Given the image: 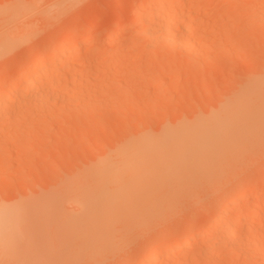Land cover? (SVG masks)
<instances>
[{"label":"rangeland","instance_id":"1","mask_svg":"<svg viewBox=\"0 0 264 264\" xmlns=\"http://www.w3.org/2000/svg\"><path fill=\"white\" fill-rule=\"evenodd\" d=\"M157 1L0 0V84L78 42L0 108V264H264V0Z\"/></svg>","mask_w":264,"mask_h":264},{"label":"bare ground","instance_id":"2","mask_svg":"<svg viewBox=\"0 0 264 264\" xmlns=\"http://www.w3.org/2000/svg\"><path fill=\"white\" fill-rule=\"evenodd\" d=\"M157 3L159 5H163V0H158ZM158 4H157V6L159 7ZM16 7H17V5L15 7L14 6H12V7L10 6V8L8 7L5 10H1L0 11V16L3 15L5 12L9 11V9L10 10L12 9L13 12L14 11L16 12V10H14V9H17ZM160 7H162V6H160ZM137 15H139V13H137ZM150 15L151 14H149L148 16L150 17ZM148 16L146 17V20L149 18ZM154 16H156V14H154ZM155 18H158L156 20H160L159 17H154L153 19H155ZM153 19L151 20L149 18L148 20L151 21V23H149L147 21V23H148L147 25H151L152 23L154 24ZM166 19L168 20L169 18H166ZM143 21H145V19H143ZM160 21H158V22L160 23ZM158 22H156V23H158ZM170 22L172 23V25H174L173 24L174 23L173 20L172 21H167V22L166 21L164 22V20H163L161 25L158 24L160 26V28H157L158 25H156V24L155 25L157 26L156 27L157 30L161 29L163 32L164 31L167 32V30H168V32H169V29L171 27L172 28L174 27V26L171 25ZM187 30H188V28L184 32H182V34H184V35L186 34V36H187V33L189 32V30H188V32H187ZM162 31H160V33ZM154 32L152 31V33H154ZM166 32H164V33H166ZM88 35H91V34H88ZM152 35L155 36V38H156V35H154V34H152ZM184 35H183V37L185 39ZM150 36H151V34H150ZM155 38H154V40H155ZM68 40H69L68 38H65V40L63 42H61L53 51L41 52V54L39 56H37V58L31 60V62L24 69H22L16 76H14L13 78L7 77L6 79H4V82L2 81V83H1L2 85L0 84V89H1L0 91H2V88L4 89L3 92H0V108H4V107H7L8 105H10L11 100L13 99V96H16V97L18 96L17 98H19V97L22 96V94H23V96H27L28 95V97H29L30 94L34 93L35 95L33 94V96H35L34 98L36 99L35 101H36L37 105L45 103L46 102V98L50 97L49 96L50 93L51 94L55 93V92H53L54 90L52 91L53 87H51L52 88L51 90L49 89L50 86L46 87L48 85V83L51 82V79L48 80L49 78H51V75H50V77H48L49 74H48V76H46L47 75L46 73L49 72V71L53 72L55 69H57V66L55 65L56 64L55 63L56 59L59 58V57H60L59 59H61L62 56L64 57V54L66 53V51L73 49L74 47H76L75 44L78 43L77 42V43H74L73 45H71V44H69ZM156 41H157V39H156ZM182 42L184 43L183 45H186L184 41H180V44ZM183 47H185V46H183ZM186 47H187V45H186ZM186 47H185V49L188 50V48H186ZM185 49H184V51H187ZM44 76L48 77V79L46 78L48 80V83L47 82H45V83L42 82V79L43 78L45 79ZM73 78L75 79V77H73ZM53 79H54V77H53ZM53 79H52V81H54L56 78L54 80ZM41 82L43 84H45L46 86L41 85L42 84ZM73 83H74V81H73ZM61 85H62V83H61ZM61 85L60 86L57 85V86L59 88H63V85H62V87H61ZM55 87H54V89H56ZM57 92L58 91H56V93ZM25 98H24L25 102H29L30 101V99H29V101L27 100V97H25ZM56 98L58 99L57 94H56ZM21 99H19V100H21ZM61 99L63 101V98H61ZM61 99H60V101H61ZM68 100L72 101L71 98H70V99H67L66 103L69 102ZM22 101L23 100H21V102ZM23 103H24V101H23ZM61 104H62V102H61ZM0 111H2V110L0 109ZM3 112L4 111H2V113ZM0 114H1V112H0ZM1 115L3 116L4 113L1 114ZM1 115H0V118H1ZM123 149L126 150L127 148H123ZM241 195H242V193L240 195L236 196L233 199L232 203L234 205H236L240 201ZM259 209L260 208H258L257 206H254L251 209V213H254L255 215H257V211ZM0 214H1V211H0ZM220 215H219L220 216L219 219L217 218V224H214V223H213V225L211 224L205 230L204 235L202 237H204L205 239L211 238L213 233H215L214 231H216L215 228H216L217 225H218V227H222V230H223L222 232H223V234L225 236H230V237L234 236L233 234H234L235 230L237 229V227H239V225L242 222L243 215L239 214V215H237L235 217H231V216L228 217V216H226L224 214H220ZM200 237H201V234L198 231L197 232L195 231V232L191 233V235L189 236V239L187 240L186 244H183L182 240H177V241H171V242H168V241L163 242V243L159 244V246H157V247L153 246L152 248H150L148 250V252L146 254V258L140 264H156V261H157L159 255L162 254L163 252H167L165 254V258L164 259H168V258H170L172 256H175V255L179 254L185 247L193 246L198 241V239Z\"/></svg>","mask_w":264,"mask_h":264}]
</instances>
